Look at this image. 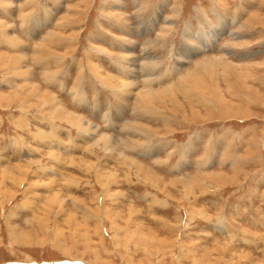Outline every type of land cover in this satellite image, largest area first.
Returning a JSON list of instances; mask_svg holds the SVG:
<instances>
[{"label":"rangeland","instance_id":"374dc122","mask_svg":"<svg viewBox=\"0 0 264 264\" xmlns=\"http://www.w3.org/2000/svg\"><path fill=\"white\" fill-rule=\"evenodd\" d=\"M53 32L70 75L41 86L34 63L67 56L38 49ZM259 118L264 0H0V264H264V173L244 166L264 139L228 130L217 153L213 135Z\"/></svg>","mask_w":264,"mask_h":264},{"label":"crops","instance_id":"0c3cea01","mask_svg":"<svg viewBox=\"0 0 264 264\" xmlns=\"http://www.w3.org/2000/svg\"><path fill=\"white\" fill-rule=\"evenodd\" d=\"M96 10H99V7H96L95 8ZM39 12V11H38ZM76 24V23H75ZM55 26V29H56V25H54ZM28 27V26H27ZM77 27V26H76ZM74 28V27H72V23H71V25L70 26H64V28H63V31H66V32H68V31H72V30H77V28ZM84 27H85V25H84ZM83 27V28H84ZM94 27V26H93ZM97 27V26H96ZM98 28V27H97ZM48 30V29H47ZM52 30V29H51ZM50 30V31H51ZM26 32V30H24L23 32H22V34H20V39L19 40H24L22 37H27V34L25 33ZM45 32L46 31H44V32H42V33H44L45 34ZM51 34V33H50ZM43 35H41L40 37H42ZM49 36V35H48ZM40 37H37V39H34V41H37L38 39H40ZM76 37H78L79 38V36H76V35H74V37H73V42H77V39L78 38H76ZM89 38H83V37H81L80 36V40H81V42L83 43V42H85V44H87V40H88ZM67 40H70L71 41V38L70 39H64V38H62V39H55V40H53L52 41V44H53V47L55 48V49H58L59 51H64V53L65 52H67V56L65 57V59H64V61H61L62 63H60V62H58V61H56V64L54 65L53 63H51V62H49L50 63V65H49V68H48V70L45 72V77L44 78H42V73H43V70H41L42 68H41V66L39 65V63H37V62H35L34 63V69H35V71H34V77H35V79L41 84V86H43V85H47V84H49L50 82H54V79L56 80V82L57 81H59L60 80V77L61 76H67L65 79L68 81V75H70V73H68V71L70 70V67H69V62H68V51H67V49H65V47H66V45H67ZM33 41V42H34ZM33 42L30 44V42H29V44H25L26 46H28L29 48H30V45H31V47H32V49H33V47H34V44H33ZM93 42V41H92ZM55 43V44H54ZM88 43H89V41H88ZM6 47V46H5ZM21 48H22V44L20 43L19 44V46H18V48H16L15 50H10V49H8L7 50V47H6V50L8 51V52H14V53H16V52H19L20 50H21ZM69 49V48H68ZM31 50V49H30ZM16 51V52H15ZM71 52V51H70ZM77 53L75 54V57L77 58ZM92 55H90V54H88V56L86 55L85 56V58H84V60L86 61L87 59H89V60H92ZM50 61H53V57H50V58H48ZM65 62V63H64ZM64 63V64H63ZM82 72H83V74H81V75H79V76H86V75H88L87 74V72H86V69H85V67H83V69H82ZM48 74V75H47ZM50 76H52L54 79H49V77ZM44 79H49L50 81H49V83H46L45 81H44ZM60 82V81H59ZM50 85V84H49ZM149 87V86H148ZM66 88V86H64L63 87V89H65ZM150 88V87H149ZM140 89H144V88H140ZM139 89V90H140ZM53 93H54V90H52V89H50ZM139 90H138V93L137 94H139ZM85 93H87V91L85 90ZM57 94H58V90H57V88H56V97H59V96H57ZM137 97H138V95H137ZM72 98V97H71ZM62 99V98H61ZM75 97H74V101H73V103H72V105H69V104H67L65 101H64V99H62V101H63V103H64V105L67 107V108H73V104H75ZM72 102V101H71ZM137 102V101H136ZM65 107V108H66ZM136 108V107H135ZM262 109V108H261ZM69 112V111H68ZM71 112V111H70ZM58 119V118H57ZM56 120V119H55ZM243 120V122H239L240 124L239 125H235V124H232L231 126H226V125H224V124H222V123H220L219 121H221V120H213L214 122L216 121V122H218V123H216L215 125L217 126V128H215V130H213V135H214V137H215V140L217 141V143H216V145H217V153L218 152H229L228 151V147L227 146H225V144H224V140H223V137L225 136V134H226V132L229 130H231V131H245L247 134H250V131H251V135H253V134H257L259 137H260V140L261 139H264V118H259V121H249L248 119H242ZM243 123H246L245 125H243ZM128 124H131L130 122H128ZM248 124H251V125H248ZM202 125H205V123L204 124H202ZM240 126H242V128H240ZM247 126H254V127H251L250 128V131L249 130H247ZM200 131V130H199ZM217 132L219 133V135H220V139H222V141H218V138H216V134H217ZM203 134H205L206 135V133H204L203 132ZM222 137V138H221ZM69 139H70V137H69ZM11 139L10 138H7V137H5V141H4V143H0V154L1 153H6L7 154V157H8V153L10 152V150H8V148L9 149H11L12 148V144H7V142H11L10 141ZM51 140H54L53 138L51 139ZM57 140H59V138H58V135H56V142H57ZM57 147H59L58 146V144L56 143V149H57ZM214 147V145H210V148H213ZM60 148V147H59ZM234 148L239 152L240 151V148H238L237 147V144H235L234 145ZM242 148V147H241ZM207 149H209V145H205V151L207 150ZM200 149H196V148H193L192 149V151L190 152V154H191V156L192 155H194V154H196L198 151H199ZM210 150V149H209ZM70 151V150H69ZM262 151H264V150H262ZM124 153V152H123ZM263 153V152H262ZM189 154V155H190ZM205 154V153H204ZM227 154V153H226ZM234 155H237V152L235 151L234 153H233ZM233 155V156H234ZM259 155H260V153H259ZM25 156H27L26 154H25ZM261 156V155H260ZM21 157H23V155L21 156ZM262 157V156H261ZM22 161H24L23 159H21ZM263 165V164H262ZM245 167H254V168H256V171L257 170H259V172H261V173H264V167H262L260 164H258V163H255L254 165L253 164H246V165H244ZM264 166V165H263ZM230 169V172H234L231 168H229ZM248 169V168H247ZM227 170V169H226ZM249 170V169H248ZM263 178H264V176H263ZM261 181H263V180H261ZM232 185V184H231ZM26 194H25V196H29V195H31V193L33 192V188H31V189H29V188H27L26 189ZM25 196L23 197V200H24V198H25ZM37 204V203H36ZM38 207V206H37ZM23 211H27L28 213H27V216L25 217V218H23L22 219V222H26V221H29L30 219H34L35 217H34V215L33 214H35L34 213V211L33 210H23ZM23 211H21L20 213H21V215H22V212ZM82 261V260H81Z\"/></svg>","mask_w":264,"mask_h":264},{"label":"bare ground","instance_id":"6f19581e","mask_svg":"<svg viewBox=\"0 0 264 264\" xmlns=\"http://www.w3.org/2000/svg\"><path fill=\"white\" fill-rule=\"evenodd\" d=\"M222 32H224V31H221L219 34H217V35H215L214 36V41L216 40V38L220 35V34H222ZM229 34L230 35H232L233 34V32H229ZM53 40H55V33L53 32V33H51V34H49V36H47L46 38H44L40 43H38L39 45H37L38 46V49H44L45 51H49V44L53 41ZM210 46V45H209ZM40 51V50H39ZM38 52V51H37ZM18 57V56H17ZM16 59H18V58H16ZM15 59V60H16ZM22 59V58H21ZM208 59V58H207ZM212 59V58H211ZM21 62V61H20ZM205 63H203V64H201L202 62L200 61V62H198V65H205L206 63H207V61H204ZM216 62V61H215ZM208 64V63H207ZM18 65V64H17ZM206 66V65H205ZM9 67V66H8ZM26 67V66H25ZM24 67V68H25ZM204 67V66H203ZM27 68V67H26ZM25 68V69H26ZM30 68V67H29ZM28 68V69H29ZM212 68V67H211ZM27 69V70H28ZM98 70V69H97ZM191 70V69H190ZM198 70H200V69H198ZM214 70V69H213ZM205 71V70H204ZM22 72H23V68H22ZM190 72V71H189ZM211 72V71H210ZM189 74H191V73H189ZM187 75V74H186ZM236 76V75H235ZM182 77V76H181ZM185 77V76H184ZM185 79V78H184ZM191 80V79H190ZM202 80V79H201ZM192 81V80H191ZM183 83H184V81H183ZM134 84V83H133ZM132 84V85H133ZM176 84V83H175ZM191 84V83H190ZM32 85V84H31ZM206 85V84H205ZM24 86V85H23ZM33 86V85H32ZM185 87V86H184ZM189 87H190V85H189ZM26 89V88H25ZM164 89H168V88H164ZM182 90V89H181ZM162 91V90H161ZM186 91V90H185ZM184 91V92H185ZM200 91V90H199ZM48 95L49 94H51V92L49 91V93L48 92H46ZM154 93H156V91H154V90H152V89H150V88H148V87H144V89H140L139 90V94H137L138 95V99H137V104H139V105H142V104H144V103H147V102H149L150 100H154L155 98H154ZM161 93V92H160ZM159 93V94H160ZM169 94H170V92H168ZM199 93V92H198ZM165 94V93H164ZM163 94V95H164ZM30 95V94H29ZM36 95V94H35ZM172 95V94H171ZM42 96V95H41ZM166 96V95H165ZM174 96H175V94H174ZM44 97V96H43ZM47 97V96H46ZM37 98V97H36ZM161 98V97H160ZM47 99V98H46ZM51 99V98H50ZM52 100V99H51ZM157 100V99H156ZM164 100V99H163ZM152 102V101H151ZM223 102V101H222ZM60 102H59V99H56V101H55V107H57L56 109L54 108H52L53 110H56V112H58V113H61V115L62 114H64V117H66V114L64 113V112H62V109H64L63 107V105L62 104H59ZM172 103H173V101H172ZM157 104V103H156ZM154 105V104H153ZM147 106V105H146ZM143 107V106H142ZM150 107V106H149ZM145 108V107H144ZM147 108H148V106H147ZM149 109V108H148ZM50 111V110H49ZM241 112V111H240ZM55 114V113H54ZM77 115V114H76ZM68 116H72L73 118L75 117L74 115H68ZM68 116L66 117V118H68ZM80 117V116H79ZM65 118V119H66ZM140 118V117H139ZM76 119V118H75ZM82 119H83V117H82ZM85 119V118H84ZM83 122V121H82ZM75 123H77V122H75ZM116 143V142H115ZM92 167H95V165H91V168ZM11 169H8V170H6V171H9V173H10V176H14V177H16L15 176V172H14V170H13V168L14 169H16V171H21V172H23L24 174L25 173H27V169H26V167H25V164L24 165H14V166H11L10 167ZM23 168H24V170H23ZM140 168H143V167H141L140 166ZM21 172H20V174H21ZM7 173V172H6ZM115 174V173H114ZM5 175V174H4ZM3 175V176H4ZM26 175V174H25ZM219 176V177H223V174H220V173H216L214 176ZM19 176V175H18ZM111 176L113 177V174H111ZM7 177V176H6ZM225 177H226V175H225ZM227 177H228V175H227ZM18 178V177H17ZM3 179H5V177H3ZM221 179H223V178H221ZM10 180H12V179H10ZM26 180V179H25ZM233 181V180H232ZM2 183V182H1ZM8 192V191H7ZM7 195V194H6ZM57 197H59V196H57ZM61 198V197H60ZM54 201V200H53ZM58 204V203H57ZM242 256V255H241ZM247 257V256H246ZM239 261V260H238Z\"/></svg>","mask_w":264,"mask_h":264}]
</instances>
